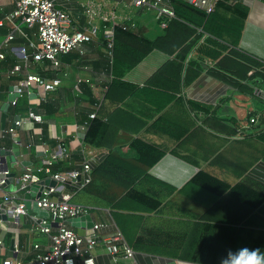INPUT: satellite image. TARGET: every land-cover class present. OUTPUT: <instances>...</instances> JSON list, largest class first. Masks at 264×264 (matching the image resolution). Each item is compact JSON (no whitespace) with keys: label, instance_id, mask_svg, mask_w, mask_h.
<instances>
[{"label":"crops","instance_id":"obj_1","mask_svg":"<svg viewBox=\"0 0 264 264\" xmlns=\"http://www.w3.org/2000/svg\"><path fill=\"white\" fill-rule=\"evenodd\" d=\"M54 1L70 15L74 29H89L93 22L98 35L62 55L58 67L44 59L10 74L18 63L12 48L26 44L33 52L31 44L38 38L36 29L7 18L14 1L0 0V49L5 54L0 60L2 148L12 150L15 142L1 128V106L11 87L20 86L27 74L60 81L52 90L34 84L11 104L7 129L15 127L18 116L26 119L35 109L43 117L42 123L26 119L18 126L21 153L15 163L9 162L12 172L18 176L23 161L39 165L61 147L71 156L63 162L72 160L73 169L84 161L83 147L97 152L92 183L77 193L67 187L61 198L88 206L95 223L109 224L101 236L121 232L134 251L127 257L121 244L114 260L101 240L94 253L97 264H220L223 253L217 249H225L224 257L229 250L264 249V0L240 4L249 14L238 45L226 26V19L238 18L231 10L220 9V17L210 24L176 15L163 29L156 11L137 7L133 0ZM92 4L98 14L93 20L87 14ZM124 23L135 24L134 37L119 41L120 53L110 55L108 36L115 37L116 26ZM10 32L15 39L6 42ZM116 58L120 78L113 74ZM113 78L118 82L113 84ZM93 112L106 126L98 145L75 135L79 125L90 123ZM98 169L102 176H95ZM109 171L113 182L106 178ZM201 171L225 181L236 193L215 196L192 188L189 182ZM125 174H130L129 186L121 181ZM42 178L49 179L45 174ZM105 185L113 191L146 190L151 196L144 205L138 199L129 202L136 219L128 237L111 214ZM156 202L159 205L152 207ZM36 222L25 215L21 224L10 227L9 247L0 250V261L35 264L34 243L42 245L40 251L50 248L49 235L33 230ZM69 226L82 234L91 230ZM195 249L211 253L196 261Z\"/></svg>","mask_w":264,"mask_h":264},{"label":"built area","instance_id":"obj_2","mask_svg":"<svg viewBox=\"0 0 264 264\" xmlns=\"http://www.w3.org/2000/svg\"><path fill=\"white\" fill-rule=\"evenodd\" d=\"M15 8L8 15L12 22L21 20L27 27L36 29L38 43L31 44L33 52L24 44L20 47L12 48V51L18 55V63L10 71V74L22 72L28 67L29 62H40L44 59L50 60L55 67L60 66L61 56L74 50L81 49L82 46L91 41L98 35L99 28L91 22L89 29L78 30L72 27L70 15L63 9L56 6L54 0H13ZM137 7H146L148 10L156 11L160 18V25L163 29L167 28L169 22L176 17L174 0H133ZM189 6L200 10L207 15L215 12L217 5L221 0H182ZM254 0H228L230 4L246 3ZM87 14L93 20L98 14L94 9V4L89 5ZM3 23L0 22V25ZM135 27V24H132ZM15 39V33L10 32L6 42ZM108 52L113 55L114 52V33L108 36ZM5 58V54L0 49V60ZM34 84L44 86L45 90H52L60 84L59 80L53 82L46 81L37 74H27L22 81L19 93L22 95L25 90L31 89ZM45 99V97H42ZM17 102L14 101L13 105ZM97 113L90 114V119H95ZM42 123V115L30 111L28 118ZM25 118L17 120L15 127L3 130V133L13 137L18 141L17 127L26 121ZM256 119H252L255 122ZM17 126V127H16ZM90 123L86 122L77 127L76 137L82 142L86 139V134ZM21 145V142H20ZM29 148V147H28ZM81 153L84 161L80 167L71 170L53 173L52 166L70 158V154L65 147H61L59 152L46 156L39 165L25 167L24 171L15 177L12 184L15 190L3 188L9 179L12 170L4 168L3 161L0 160V209L6 210L7 219L0 217V250L8 249L6 240L8 230L13 225L21 224V218L25 215H31L37 222L33 230L38 233L49 235L51 239L50 248L41 250V244L35 242L33 247L37 250L35 264H97L95 260V251L101 240L105 243L107 250L118 260V254L121 250V244L127 257H133L134 251L127 245L121 232L110 234L106 237L101 236V231L109 227L108 223L97 222L87 233H80L69 226L71 219L90 214L91 209L88 206L75 204L64 197V190L70 187L74 193L88 187L93 181L94 163L97 159L95 150L82 148ZM45 174L48 178L54 179L55 186L46 187L40 197L33 199L37 202L39 208L48 212V217H41L37 213L30 212L26 207L27 193L30 192L34 184L40 183ZM67 197V196H66ZM56 231L53 232V227ZM15 253L19 252L16 243L13 245ZM0 264H24L19 259L1 260Z\"/></svg>","mask_w":264,"mask_h":264},{"label":"trees","instance_id":"obj_3","mask_svg":"<svg viewBox=\"0 0 264 264\" xmlns=\"http://www.w3.org/2000/svg\"><path fill=\"white\" fill-rule=\"evenodd\" d=\"M173 3L176 9V15L178 17L185 18L186 20H191L192 22H195L197 20L198 23L199 22L204 23L205 20L208 24L213 23L216 19L220 17V13H219L220 9L231 10L234 13V15L235 14L238 15V18L237 19L235 18L233 20L226 19L227 20L226 26L229 27L231 35L233 34L236 37L235 44L236 45L239 44V41H240V38L243 32V28H244V20L248 17V14H249V8L239 7L241 3L233 5V4H230L228 0H221L219 4L217 5V9L215 10V12L210 15H207L206 13L189 6L182 0H174ZM207 29L210 30L208 26H207ZM134 30L135 29L132 26V23H124L122 25L116 26L115 37H114V53L115 52L120 53V50L118 47L119 41L126 43V41L133 39L134 34H135V32H133ZM221 31L224 32V29H222ZM149 44L152 45L151 43ZM107 48H108V44H107ZM117 62H118L117 58L113 60L112 62L113 63L112 65L113 74L115 75V77L120 78L122 74L118 72L117 70ZM117 78L115 79L113 78V81H112L113 84L116 82V80L118 82ZM105 127L106 126L101 119L99 118L92 119L90 121V126L86 134V139H85L86 143H89L92 145L94 144L98 145V139L103 135ZM78 158L79 160H81V157L78 156ZM70 162H72V160H68L67 162H60L58 164L53 165L52 166L53 173H58L61 171L73 169V167L70 165ZM100 170L101 169H98L97 171H95V174H96L95 176H98V175L102 176V174L99 172ZM189 185L192 188L197 187L203 190H207L213 193L215 196H222L227 192H229L230 194L236 193L235 189L232 188L225 181L220 180L216 178L215 176L207 172H204V171L199 172L189 182ZM130 190H131V193L134 192L132 197L141 201L143 205L152 201L149 195L145 193H138V192L136 193V191H132L133 189H130ZM121 192H122L121 190L113 191L108 188L106 189V191L103 192V195L108 194V197H106L107 200H109L112 203H115L114 201L118 199L120 195H122ZM97 194H102L100 189H98ZM127 194H130V192H128ZM121 202L123 203V201ZM120 203L118 202L117 206ZM158 205H159V202H156L152 207L156 208ZM197 259L198 258L196 257L195 260L197 261Z\"/></svg>","mask_w":264,"mask_h":264},{"label":"water","instance_id":"obj_4","mask_svg":"<svg viewBox=\"0 0 264 264\" xmlns=\"http://www.w3.org/2000/svg\"><path fill=\"white\" fill-rule=\"evenodd\" d=\"M19 85H14L11 87L10 91L11 94L8 98V101L4 102L1 106V110L3 111L2 117H1V128L3 130L7 129V119L9 117L8 111L11 106V104L14 101H18V99L21 97V94L19 93ZM32 91V90H31ZM33 92V91H32ZM36 113L38 112L37 109H35ZM22 116H18L17 120H20ZM18 128V127H17ZM20 141L14 142L13 149L7 150L0 146V160L4 163V168L7 169L9 167V162L15 163L17 161V157L20 155ZM22 165L25 167L33 165V162L31 161H23ZM4 177L3 174L0 175V179ZM16 174L11 173L9 176V179L7 180L6 184L3 185V188L7 190H15L14 186L12 185L15 181ZM57 182L54 179H45L42 180L40 183L34 184L31 187V190L29 193H27L28 196H31L32 199H36L40 197L42 191L49 186H55ZM32 199H26V207L27 209L32 213H37L41 217H48V212L46 210H43L38 207L37 202H34ZM0 216L4 219H7L6 210L4 208L0 209ZM70 223L73 227L79 228V227H87L89 229L93 228L95 225L94 218L91 214H87L78 218H74L70 220Z\"/></svg>","mask_w":264,"mask_h":264},{"label":"rangeland","instance_id":"obj_5","mask_svg":"<svg viewBox=\"0 0 264 264\" xmlns=\"http://www.w3.org/2000/svg\"><path fill=\"white\" fill-rule=\"evenodd\" d=\"M107 180H109V181H114V173H111L110 171H109V173L107 174ZM121 181L123 182V185H130V174H125V175H123V178H121ZM125 183V184H124ZM104 188H106V189H108L109 188V186H107V185H105V187ZM130 189L129 188H127V189H122L121 191V193L123 194V198H122V200H120V202L121 201H123V204L122 205H118L117 206V204L116 205H114V203H112L111 205H108V207L110 208V209H112L111 210V214L113 215V217H114V220L117 222V224L120 226V228H121V230L122 231H124L125 232V234H126V236L128 237V235H129V230H130V225H131V223H132V220L133 219H136V217L135 216H133L132 215V213H131V209H130V206H129V202H137V199L136 198H134V197H132V195L134 194V192H132L131 193V190L129 191ZM132 191H136V193L138 192V193H145V194H147L146 192V190L145 191H143V190H137V189H133ZM128 192H130V194H127ZM120 195V194H119ZM148 195V194H147ZM121 196V195H120ZM150 196V195H149ZM151 197V196H150ZM115 198V197H114ZM119 199V198H118ZM115 201H117V199L115 200ZM114 201V202H115ZM119 202V203H120ZM98 203H100V202H98ZM122 203V202H121ZM98 207H100L99 205H97V208ZM113 207V208H112ZM101 208V207H100ZM115 208H117L116 210H115ZM99 209H97V211H98ZM188 224L189 223H186V228L188 227ZM186 234H187V236L189 235V232L187 231L186 232ZM209 233H207V235H208ZM126 237V238H127ZM207 241L209 242L210 241V238H208L207 239ZM207 242V243H208ZM196 250V249H195ZM212 250V249H211ZM261 250V252L262 253H264V249H260ZM217 251L219 252V253H223V257H224V253H225V249H217ZM192 253L194 254V255H197L196 253H198V255H197V258H199V259H203V257H204V255L205 254H210L211 253V251H210V249H197L196 250V253H195V251H192ZM191 253V254H192ZM188 254H190V252H188ZM196 258V257H195ZM210 259H212V258H210ZM207 260H209V259H207Z\"/></svg>","mask_w":264,"mask_h":264},{"label":"clouds","instance_id":"obj_6","mask_svg":"<svg viewBox=\"0 0 264 264\" xmlns=\"http://www.w3.org/2000/svg\"><path fill=\"white\" fill-rule=\"evenodd\" d=\"M220 264H264V253L259 248L229 250L227 255L221 258Z\"/></svg>","mask_w":264,"mask_h":264}]
</instances>
